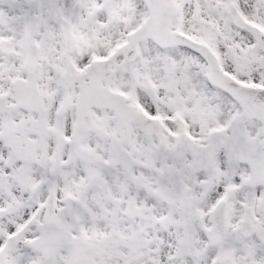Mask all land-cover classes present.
<instances>
[{
	"label": "rangeland",
	"instance_id": "374dc122",
	"mask_svg": "<svg viewBox=\"0 0 264 264\" xmlns=\"http://www.w3.org/2000/svg\"><path fill=\"white\" fill-rule=\"evenodd\" d=\"M25 1L27 3L24 4L19 0H0V95L9 93V102H23L21 110L0 115V242H3L6 235L14 234L11 239L5 241L7 244L0 256V264H37L40 261V256L29 250L28 241L36 234V225L41 220V200L51 185L55 184H58L61 193H76L82 202V208L88 210L92 207L94 210H83L80 227H77L60 253V264H201L203 261L207 264L212 260L214 264H264V247L258 241V236L264 229L249 213L256 204V192L250 186L257 182L264 183V126L244 122L245 117L233 112L235 121L232 129L222 134H212L209 144V137L205 132L213 126L212 122L220 109L217 104L208 100V95L201 94L204 92L201 75L205 72L202 62L191 53H179L175 50L168 52L169 54L162 53L150 44H145L146 57L139 61L138 68L133 66L134 74L137 73L142 79L141 84L135 82L129 65H120L119 58L115 64L118 75L113 81L114 87L128 91L135 85L138 86L142 106L137 108L135 113L142 124L128 121L134 124L123 128L121 132L117 126L120 122L113 118L111 111L95 110L86 120L82 131L75 133L76 139L70 143L65 142L69 121L75 118V89L68 92L69 113L62 115L58 127L49 126L52 121L51 109L56 103L55 96H51L49 90L51 79L57 73V62L52 58L54 62L51 67L48 66L49 58L46 54L52 47L54 36H50L48 25L43 22L47 21L50 25V21L47 16H41L42 10L38 9L35 1ZM230 1L264 29V0H184L183 14L176 26L183 28L185 33L198 40H204L205 43L208 41V45L221 58L223 65L238 79L246 83L253 80L264 83V47H255L247 34L232 27L226 12ZM59 7L66 17L71 19L73 36L68 48H74L71 57L79 65H84L93 54L101 56L111 51L114 44H120L125 38L124 31L128 29L124 23L125 19L130 20L131 27L146 13L135 0H60ZM71 7L74 8L70 10ZM33 19L40 28L39 32H36L35 41L42 44L41 65L27 84H22L21 78L14 84L12 77L19 74L17 50L21 42V26L25 21ZM50 32L53 33V29H50ZM6 37L8 45L4 44ZM15 45L16 51H12ZM63 45L61 43V46ZM53 48L56 49L55 44ZM146 77H151L158 83L162 95L178 91L184 101L187 98L186 93L190 90L194 91V95H198L193 99L188 97L183 106L179 96H173L169 102L168 98L164 100L168 108L162 101L160 109L169 114V120L156 125L149 120L154 115V102ZM10 87L13 88L12 91ZM200 105L211 106L207 115H204ZM175 106H182L185 112L183 113L189 117L191 123L193 122V133L202 139L203 147L199 149L215 153L214 149L221 147L227 151L229 146L228 152L218 151V158L222 159L218 167L221 172L223 169V182L218 181L219 176L211 169L215 168L214 163L207 173L211 180L213 177L209 183L214 182L218 186L215 188L217 195L225 183L244 181L245 186L242 189L230 194L232 203L229 220L233 224L240 218L249 219L257 226V236L248 243L235 245L226 237L218 245L204 248L201 229L208 222L205 210L212 203L210 192L194 190L196 199L187 208H168L153 198L152 191L148 190L150 178L142 175L143 173L137 175V192L132 191L129 197L141 198L146 203L154 204L156 213L150 221H127L121 217L120 211L124 201H120L113 193L121 187V183L114 172L108 170L110 168L105 163V147L125 137L128 144H131L136 138L135 131L139 129L141 132L140 126L148 123H151L155 130L151 140L164 142V138L174 135V131L175 134L181 133L183 136L184 128L179 119L169 122L172 120L171 114L175 119L176 114L171 113L173 109H170ZM36 109L40 110L35 113H39L37 116L42 123L33 119L36 115L30 118L27 116L28 111ZM44 112L46 114L43 117ZM224 121L225 117L215 122V125ZM164 125L168 128H163ZM140 132L138 135L142 138ZM52 133L59 137L68 155L67 160L58 167L51 165L50 154L54 145ZM239 134L242 135V140L238 139ZM21 142L27 144L22 152V158L26 157L23 160L9 147L16 148ZM149 146L152 149L154 142ZM241 150L249 151L251 155L256 156L258 162V166L254 165L256 174L249 183L245 178L244 164H234V159H241L238 157ZM5 156L12 157L10 169L2 164ZM242 159L245 160L243 156ZM39 176L46 178L44 190L25 202L29 185ZM205 183L203 181L200 187ZM261 192L264 202V188ZM2 206H7L10 212L5 213L1 209ZM36 208L39 210L35 217L17 233ZM202 215L204 216L201 218ZM175 244H179V250L169 262L167 257L174 252Z\"/></svg>",
	"mask_w": 264,
	"mask_h": 264
}]
</instances>
